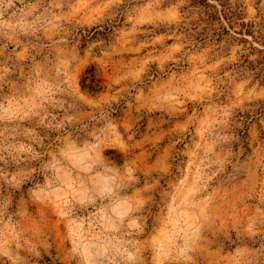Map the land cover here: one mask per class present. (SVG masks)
<instances>
[{
    "label": "rangeland",
    "instance_id": "374dc122",
    "mask_svg": "<svg viewBox=\"0 0 264 264\" xmlns=\"http://www.w3.org/2000/svg\"><path fill=\"white\" fill-rule=\"evenodd\" d=\"M207 1L0 0V264H264V0Z\"/></svg>",
    "mask_w": 264,
    "mask_h": 264
},
{
    "label": "trees",
    "instance_id": "16d2710c",
    "mask_svg": "<svg viewBox=\"0 0 264 264\" xmlns=\"http://www.w3.org/2000/svg\"><path fill=\"white\" fill-rule=\"evenodd\" d=\"M199 2L204 3V5H206V6H212L207 0H199ZM216 14H217V13H216ZM224 18H226V17H224ZM212 19L217 20L218 23L221 24L220 16H218V15H214V17H212ZM240 26H241V28H243V27L246 28V29H245V33L250 34V35L253 34V30L250 29V27L253 26L251 23H241ZM241 33H242V32H241ZM259 34H260V33H259ZM260 36L263 37L262 34H260ZM263 38H264V37H263ZM263 45H264V39H263ZM250 49H251V50H257L259 53L264 52L262 49H255L253 46H251ZM255 63H256L255 67H251V66H254L253 64H251L250 67H251L252 69L257 68V72H256V77H257V78H259V77H260V78H264V54L261 55V56L259 57V59H258L257 61H255ZM90 69H93V68L90 67ZM89 72H90V71H89ZM85 73H87V75L83 76V78H82V83H84V82H86L87 80H89L90 84H94L95 87H98V86H99V83H98L99 81H98V80H95V76H94L93 74H91V75L89 76V75H88V70H86ZM262 80H264V79H262ZM85 87H87L88 90H93V89H91L90 86H84V85H83V88H85ZM95 87H94V89H96ZM243 135H245V134H243ZM242 137H243V136H242Z\"/></svg>",
    "mask_w": 264,
    "mask_h": 264
}]
</instances>
